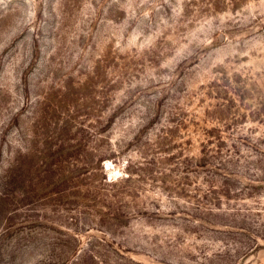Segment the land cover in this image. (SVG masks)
I'll return each mask as SVG.
<instances>
[{
  "label": "rangeland",
  "instance_id": "obj_1",
  "mask_svg": "<svg viewBox=\"0 0 264 264\" xmlns=\"http://www.w3.org/2000/svg\"><path fill=\"white\" fill-rule=\"evenodd\" d=\"M0 264H264V0H0Z\"/></svg>",
  "mask_w": 264,
  "mask_h": 264
}]
</instances>
